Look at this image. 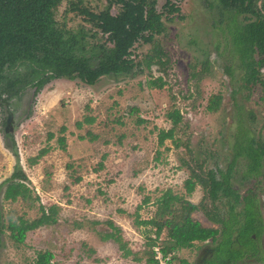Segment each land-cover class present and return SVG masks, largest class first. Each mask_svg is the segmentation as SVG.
Wrapping results in <instances>:
<instances>
[{"label":"rangeland","instance_id":"374dc122","mask_svg":"<svg viewBox=\"0 0 264 264\" xmlns=\"http://www.w3.org/2000/svg\"><path fill=\"white\" fill-rule=\"evenodd\" d=\"M71 1L74 0H68L57 12L56 19L61 25L65 23L64 12ZM96 1L92 0L89 6L97 7ZM166 3L167 0H159L160 12L167 13ZM179 5L181 13L169 16V20L165 18V32L157 37V43L170 59L163 72H159V66H153L143 74L135 68L137 74L134 77L99 74L98 65L118 68L111 59L113 45L106 35L73 14L67 16V27H82L86 32L96 34L87 40L88 44L95 46L90 51L93 53L90 64L95 67L87 66L88 78L84 81L65 77L55 79L35 94L32 69L20 67L17 57L4 66L2 72L7 76H14L20 69L21 75L24 73L29 79V88L19 90L18 96L10 101L9 111L14 115L10 133L5 132L8 113L0 108V186L19 167L27 176L26 184L32 189V197L40 200L4 201L6 185L2 186L0 207L3 219L8 223V213L15 210L18 216L25 215L32 221L41 216V205H58L61 211L60 224L30 233L25 246L17 248L8 239L10 232L6 230L1 237L0 264H33L31 258L41 262L44 251L52 246L62 252V264H147L144 258L134 261L133 257L124 254L127 248L141 253L148 236L154 237L146 234L147 230L137 226L136 222L152 218L157 210V199L168 190L185 196L196 205L204 197V189L200 186L192 196L186 195L184 183L191 172L184 162L206 159L209 169L216 161L223 169L227 168L232 161V137L237 132L240 115L256 133V138L264 141L261 86H256L250 96L247 91L234 95L240 84L234 85L230 81L224 67L232 66L235 70L237 62L230 50V38L225 40L230 37L229 32L224 35L214 26V19L219 18L217 11L211 10L206 0H184ZM117 11L115 8L113 13ZM239 20L241 25L252 22L242 15ZM152 48V45L140 41L131 58L141 60ZM85 51L80 50L82 54ZM206 60L210 61L209 74L197 87L192 73L194 67L201 73ZM36 70L43 78L49 76L42 69ZM236 73L240 75L239 70ZM262 75L264 78V69ZM158 77H163L165 87H150L149 81ZM87 79L94 84L87 83ZM190 95L193 97L185 99ZM212 95L223 97L219 112L214 114L206 111ZM134 107L139 111L131 113ZM172 107H178L184 115V124L188 127L178 136L182 141L190 138L191 154L184 145L175 149L170 140L164 146L158 144L159 131L172 128L166 116ZM250 114L254 115V120ZM87 117L95 121L88 124L85 122ZM138 118L147 122L138 124ZM82 121L83 126L78 128L77 123ZM62 127L66 128L65 132L61 131ZM50 134L54 135L52 139H49ZM94 136L96 138L92 139ZM60 137L66 138L64 150L58 142ZM44 149L49 151L38 160ZM33 159H37L35 164L31 163ZM245 163L238 162L233 184L241 194L247 189L254 191L264 225V175L242 180L240 176ZM146 198H150V202L144 204ZM29 205L32 207L28 208ZM193 218L204 226H213L201 211L195 212ZM93 221L100 224H90ZM109 221L121 230L120 234L107 224ZM75 223H82L84 228H75ZM108 233H115L117 239L103 240L102 235ZM259 244L264 252V235ZM211 245L197 243L191 249L182 250L177 263L181 264L182 260L189 264L203 263L201 254L205 246L212 248ZM242 264L264 262L260 257L248 254Z\"/></svg>","mask_w":264,"mask_h":264},{"label":"trees","instance_id":"16d2710c","mask_svg":"<svg viewBox=\"0 0 264 264\" xmlns=\"http://www.w3.org/2000/svg\"><path fill=\"white\" fill-rule=\"evenodd\" d=\"M91 1L88 0V6L86 5L87 0L69 2L64 12L63 22L65 23L61 25L56 19L57 12L68 0H0V108L2 111L10 113V101L18 96L19 90L29 88L27 84L29 79L24 73L21 75L20 69L14 76H7L2 72L4 66L14 57L20 59V67L32 69L31 79L35 82L33 86L35 94L55 79L65 77L68 80L79 78L84 81L90 76L87 66L91 69L95 67L90 64V57L93 55L90 51L95 46L88 44L87 40L96 34H91V31L86 32L82 27L79 29L78 27H67V16L71 14L91 25L92 29L106 35L107 40L113 45L111 59L118 68L114 70L113 67L101 68L98 65L96 69L99 74L134 77L137 72L143 74L146 69L151 70L153 66H159L161 68L159 72L166 70L170 59L157 43V37L165 32L164 19L169 20V16L181 13L179 2L184 0H167L164 5L167 13L158 10L159 0H97L98 5L94 9L89 6ZM206 1L209 8L217 11L216 16H219L218 19H214V26L222 34L225 35L228 32L230 34V37L225 40L230 38L232 46L230 50L235 56L237 68L234 70L232 66L226 65L224 71L234 85L240 84L238 89L234 90V95L247 91L250 96L253 89L260 85V100L264 103L262 75L264 69V0ZM115 8L118 9L117 13H113ZM241 15L245 16V20L252 22L241 25L239 20ZM140 41L146 45H152L153 48L141 60L136 61L131 56ZM220 46L221 44L218 45L217 50ZM82 49L86 50L84 54L80 52ZM114 63L112 66L115 67ZM209 64V60L203 63L201 73L196 72V67H194L192 79L197 87L209 74ZM36 68L44 70V74L49 76L43 78ZM135 68L138 69L137 72ZM236 70L240 71V75L236 73ZM6 79L8 81L3 83ZM86 82L94 84L90 79ZM165 84L163 77H158L148 83L154 89H162ZM192 97V95L185 96V99ZM222 102V95H212L206 111L212 114L219 112ZM138 111L139 109L134 107L131 113ZM166 116L172 128L159 131V146H164L165 142L170 140L175 149H180L184 145L187 153H193L190 138L182 141L178 136V133L188 127L184 124L182 111L178 107H172ZM253 116L250 114V118L254 120ZM94 121L92 117L85 118L88 124ZM137 122L143 124L147 121L138 118ZM83 124L84 121L78 122L77 127L81 128ZM61 131L65 132L66 128L62 127ZM255 134L240 115L237 132L232 137L234 139L232 161L227 168L223 169L220 162L216 161L214 167L209 169L206 159H192L189 163L184 162L191 172L190 177L184 183L186 195L192 196L200 186L205 193L202 202L196 205L187 200L185 196L173 193L172 190L164 192L156 201L155 215L146 221L136 222L137 226L141 225L147 230L146 234H153L154 237L147 235L148 238L141 253L127 248L125 256L133 257L134 261H141L144 258L147 264H159L154 256V247L161 245L164 253L171 255L172 264H175L180 251L191 249L197 243H202L213 245H211L212 248L210 247L213 249V257L207 259L204 264H242L248 254L256 255L264 262V252L259 244L264 235L259 201L252 189H247L245 194H241L240 189L233 184L236 178L235 169L240 160L246 162L245 170L240 176L242 180L264 175V141L257 139ZM53 137V134L49 135V139ZM95 138V136L92 137V139ZM58 142L64 150L66 138L60 137ZM48 151L49 149L42 150L37 159L45 156ZM37 159H33L31 163L35 164ZM26 181V174L18 167L14 175L2 185H6L3 194L4 201L12 203L20 200L23 202L39 201L38 197H32V189ZM2 186H0V192ZM149 202L150 198H146L143 203ZM30 207L32 205L28 208ZM40 211L41 216L30 221L25 215L18 216L15 210H11L8 213V223H5L0 207V248L3 246L1 237L6 230L10 232L8 239L19 248L21 245L28 244L30 233L60 224L61 208L58 205L49 207L41 205ZM199 211L204 213L213 226H204L193 218V214ZM91 223L100 224L98 221ZM107 224L113 227L118 234L121 233L119 228L114 227L113 222L109 221ZM75 228L82 229L84 225L75 223ZM102 236L103 240L117 239L115 233ZM56 249L52 246L45 250L41 262L30 258L33 264H62L60 262H62L63 254ZM139 254L142 255L141 259L138 258ZM181 264L189 263L182 260Z\"/></svg>","mask_w":264,"mask_h":264},{"label":"clouds","instance_id":"9594fccd","mask_svg":"<svg viewBox=\"0 0 264 264\" xmlns=\"http://www.w3.org/2000/svg\"><path fill=\"white\" fill-rule=\"evenodd\" d=\"M8 114H9V113H8ZM7 118H8V117H7ZM6 124H7V123H6ZM157 249L159 250V253L161 254L162 258L165 259V260L169 259V260H168V263H169V264H172V262H171V255H166V254L164 253V251H163V247H162L161 245H158V246L154 247V254H155L154 256H155V259L158 260V263L161 264V260H159V259L157 258V255H158ZM180 252H181V251H180ZM176 262H178V261H176ZM175 264H179V263H175Z\"/></svg>","mask_w":264,"mask_h":264},{"label":"flooded vegetation","instance_id":"af4514ba","mask_svg":"<svg viewBox=\"0 0 264 264\" xmlns=\"http://www.w3.org/2000/svg\"><path fill=\"white\" fill-rule=\"evenodd\" d=\"M208 254H209V256L207 257L206 255H208ZM201 256H202V260L204 259V262L202 264H204L207 261V259L213 257V249H211L210 247L205 246V248L203 250V254H201Z\"/></svg>","mask_w":264,"mask_h":264},{"label":"water","instance_id":"95a60500","mask_svg":"<svg viewBox=\"0 0 264 264\" xmlns=\"http://www.w3.org/2000/svg\"><path fill=\"white\" fill-rule=\"evenodd\" d=\"M13 120H14V115L13 113L10 112L7 118V124H6L7 126L5 130L6 133H10L11 131H13V126H12Z\"/></svg>","mask_w":264,"mask_h":264},{"label":"built area","instance_id":"2783aa9c","mask_svg":"<svg viewBox=\"0 0 264 264\" xmlns=\"http://www.w3.org/2000/svg\"><path fill=\"white\" fill-rule=\"evenodd\" d=\"M157 252H158L157 258H158L159 260H161V264H169V263H168V260H169V259H167V260L163 259L162 256H161V254L159 253V250H158V249H157Z\"/></svg>","mask_w":264,"mask_h":264}]
</instances>
